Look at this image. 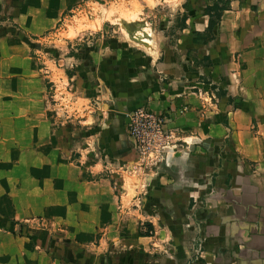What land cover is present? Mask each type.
<instances>
[{
    "label": "crops",
    "instance_id": "0c3cea01",
    "mask_svg": "<svg viewBox=\"0 0 264 264\" xmlns=\"http://www.w3.org/2000/svg\"><path fill=\"white\" fill-rule=\"evenodd\" d=\"M89 1L112 0H0L7 15H0V264L179 263L174 249L147 256L151 236L122 214L113 186L120 165L134 159L132 138L117 129L139 104L168 111L170 126L193 142L183 160L203 161L202 183L196 173L186 182L202 186L192 191L207 200L196 213L207 226V261L264 264V0H225L210 29L206 7L219 0H137L169 5L184 25L173 26L172 40L148 34L139 47L119 39L112 51L100 45L81 57L94 67L91 85L114 80L127 95L125 106L86 111L83 121L94 127L86 143L66 136L64 125L63 138L56 134L46 75L30 45ZM155 171L175 177L168 165Z\"/></svg>",
    "mask_w": 264,
    "mask_h": 264
},
{
    "label": "rangeland",
    "instance_id": "374dc122",
    "mask_svg": "<svg viewBox=\"0 0 264 264\" xmlns=\"http://www.w3.org/2000/svg\"><path fill=\"white\" fill-rule=\"evenodd\" d=\"M2 9L0 6V15ZM69 14L37 35L36 39H31L30 48L39 58L41 70L46 75L54 127L59 131L56 134L63 138L64 125L66 136L75 139L79 135L87 143L93 140L91 134L94 127L92 121H83L86 111H91V107L102 110L103 102L112 106L123 103L125 106L127 95L125 87L117 88L114 80L105 81L108 85L105 89L100 83L96 85L98 80L91 85L95 80L92 75L94 67L82 63L81 57L97 52L100 45L108 46L112 51L111 47L116 46L115 42L119 39L136 41L135 45L139 47V41L144 44L149 42L148 34L152 35L153 41L156 34L163 35L166 41L172 40L175 34L173 26L181 27L185 16L166 4L140 7L137 0H112L103 4L89 1ZM6 16L3 13L1 17ZM137 33L142 36L138 37ZM80 77L84 78L83 83ZM130 111L124 113L122 126L117 130H124L132 138L127 127ZM176 136L172 143L175 145L170 146L172 154L167 164L164 161L139 164L133 142L134 159L131 166L121 164L125 171L122 174L117 172L113 177L115 191L123 195L119 209L131 224L138 225V234L151 236L147 241V256L154 259L171 255L174 249L178 264H192L195 260L211 264L204 252L207 226L200 214L196 215L204 209L207 200L201 190L196 194L192 191L193 187L200 189L202 186L186 182L191 173H196L195 181L202 183L203 167L199 165L203 161L193 158L183 160V156L188 154L183 146L192 145L193 142L189 137L182 136L179 130ZM189 152H192L191 147ZM191 162L197 164V169L193 166L187 168L186 164ZM161 164L173 168L175 177L155 171ZM222 244L225 247V239Z\"/></svg>",
    "mask_w": 264,
    "mask_h": 264
},
{
    "label": "built area",
    "instance_id": "2783aa9c",
    "mask_svg": "<svg viewBox=\"0 0 264 264\" xmlns=\"http://www.w3.org/2000/svg\"><path fill=\"white\" fill-rule=\"evenodd\" d=\"M128 116L127 127L138 152L139 164L167 163L172 154L170 146L177 138L176 128L169 124L171 114L139 105L133 107Z\"/></svg>",
    "mask_w": 264,
    "mask_h": 264
},
{
    "label": "trees",
    "instance_id": "16d2710c",
    "mask_svg": "<svg viewBox=\"0 0 264 264\" xmlns=\"http://www.w3.org/2000/svg\"><path fill=\"white\" fill-rule=\"evenodd\" d=\"M224 8H225V0H219L218 2H212L210 5H207L206 9H207V12L209 13V21H208V28L209 29L215 23L218 22L220 14ZM182 25H184V24H182ZM194 39H196V38L194 37Z\"/></svg>",
    "mask_w": 264,
    "mask_h": 264
}]
</instances>
